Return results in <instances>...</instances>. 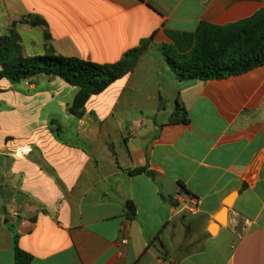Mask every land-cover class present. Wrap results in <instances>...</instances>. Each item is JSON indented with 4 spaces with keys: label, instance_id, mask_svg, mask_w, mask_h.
Listing matches in <instances>:
<instances>
[{
    "label": "crops",
    "instance_id": "0c3cea01",
    "mask_svg": "<svg viewBox=\"0 0 264 264\" xmlns=\"http://www.w3.org/2000/svg\"><path fill=\"white\" fill-rule=\"evenodd\" d=\"M263 9L264 0H0V34L29 16L45 22L17 32L36 31L37 55L113 65L154 35L81 117L70 112L79 88L58 77L0 79V264H15L14 235L31 264H264V66L180 82L162 49L188 55L201 24ZM178 102L186 124L171 123ZM187 197L195 214L183 215ZM193 223L201 243L190 252Z\"/></svg>",
    "mask_w": 264,
    "mask_h": 264
},
{
    "label": "trees",
    "instance_id": "16d2710c",
    "mask_svg": "<svg viewBox=\"0 0 264 264\" xmlns=\"http://www.w3.org/2000/svg\"><path fill=\"white\" fill-rule=\"evenodd\" d=\"M31 18L45 25L38 17L29 16L25 19ZM153 36L127 52L120 62L99 65L78 58H65L56 55L51 49H46L44 55L24 57L23 47L20 48L18 44L19 34L11 30L0 39L5 44L0 51V79L19 84L41 75L58 77L79 88L70 112L81 117L92 96L101 94L114 82L133 71L147 52ZM46 41L48 42V36ZM162 49L168 66L180 82L220 80L245 74L264 66V9L254 17L235 25L214 27L201 24L195 47L188 55H179L167 46ZM188 122V113L178 102L171 123ZM142 173L151 175L146 169L131 172L134 175ZM244 188L246 185H243ZM13 248L15 264H31L33 257L19 248L17 235L13 237Z\"/></svg>",
    "mask_w": 264,
    "mask_h": 264
},
{
    "label": "rangeland",
    "instance_id": "374dc122",
    "mask_svg": "<svg viewBox=\"0 0 264 264\" xmlns=\"http://www.w3.org/2000/svg\"><path fill=\"white\" fill-rule=\"evenodd\" d=\"M41 27L43 26L42 23H40L38 20H35V19H23L21 21H19V23H17L14 28H13V31L14 32H19L21 33L22 30L26 29V28H37V27ZM11 31V30H10ZM18 33V34H19ZM7 34V33H6ZM6 34H0V39H3L4 36ZM24 40L22 39L21 35L19 34V41H18V44L21 47H23V42H24V45H25V49L26 50H23V54H24V57H31V56H35V55H28V51H35L36 52V55L37 54H40L39 52H41V46L39 45V40H38V37L36 35V31L33 32V34L31 36H24ZM47 39V37H46ZM30 45V46H28ZM5 44L4 42H0V51H2V49L4 48ZM23 58V56H22ZM20 152L22 149H19ZM23 153H18L16 154V156H20L22 155ZM189 242L188 244L186 243L185 246H187L188 250L190 252L194 251V250H198L199 249V245H200V228H199V225L197 223H193L190 225L189 227Z\"/></svg>",
    "mask_w": 264,
    "mask_h": 264
},
{
    "label": "water",
    "instance_id": "95a60500",
    "mask_svg": "<svg viewBox=\"0 0 264 264\" xmlns=\"http://www.w3.org/2000/svg\"><path fill=\"white\" fill-rule=\"evenodd\" d=\"M233 197H228L227 199L224 200V207L222 208V210L219 212V214L216 216V222L220 225H226L227 224V214H228V210L229 208L232 206L233 204ZM218 224H212L209 227V232L212 235H215L217 233V229H218ZM211 227H213V229H211Z\"/></svg>",
    "mask_w": 264,
    "mask_h": 264
},
{
    "label": "built area",
    "instance_id": "2783aa9c",
    "mask_svg": "<svg viewBox=\"0 0 264 264\" xmlns=\"http://www.w3.org/2000/svg\"><path fill=\"white\" fill-rule=\"evenodd\" d=\"M187 201L191 203L188 205L187 203L182 206V212L184 214L190 215L195 214L198 209V201L195 197H187ZM126 243V241H124Z\"/></svg>",
    "mask_w": 264,
    "mask_h": 264
},
{
    "label": "bare ground",
    "instance_id": "6f19581e",
    "mask_svg": "<svg viewBox=\"0 0 264 264\" xmlns=\"http://www.w3.org/2000/svg\"><path fill=\"white\" fill-rule=\"evenodd\" d=\"M211 229H213V227H211Z\"/></svg>",
    "mask_w": 264,
    "mask_h": 264
}]
</instances>
